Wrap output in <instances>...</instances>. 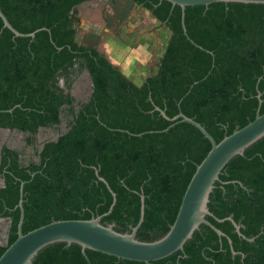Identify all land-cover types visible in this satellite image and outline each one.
<instances>
[{
  "label": "trees",
  "instance_id": "trees-1",
  "mask_svg": "<svg viewBox=\"0 0 264 264\" xmlns=\"http://www.w3.org/2000/svg\"><path fill=\"white\" fill-rule=\"evenodd\" d=\"M88 1L0 0L15 30L37 31L33 38L14 37L0 19V128L28 133L26 144L35 146L39 128L58 124L60 113L72 117L66 133L36 149L38 163L18 162L17 152L2 149L0 216L10 220V230L0 256L17 238L22 183L25 234L54 220H88L106 213L112 196L95 171L116 195L101 224L130 233L143 195L144 218L136 238H162L211 145L187 123L164 132L171 122L155 108L169 118L182 113L194 119L216 142L255 118L258 93L259 113H264V4L186 7L185 35L179 6L127 0L170 32L156 73L136 85L96 48L76 42L74 10ZM75 65L86 69L93 83L89 102L77 113L72 97L59 86L63 79L69 89ZM208 209L213 217L206 220L225 237L202 224L183 251L147 264H264V136L226 164ZM229 216L242 237L230 221H216ZM32 264L146 263L54 243L39 251Z\"/></svg>",
  "mask_w": 264,
  "mask_h": 264
},
{
  "label": "water",
  "instance_id": "water-1",
  "mask_svg": "<svg viewBox=\"0 0 264 264\" xmlns=\"http://www.w3.org/2000/svg\"><path fill=\"white\" fill-rule=\"evenodd\" d=\"M172 6H179L181 10V26L186 35L184 26V16L186 7L204 6L207 7L214 3H243V4H264V0H165ZM0 19L3 28L8 29L14 37L33 38L35 32L21 34L15 30L8 22L7 18L0 8ZM162 25V24H160ZM86 73V72H85ZM88 73H86L87 75ZM91 86L93 84L91 82ZM258 106L255 118L240 129H235L230 135L224 136L219 142L205 130V128L194 119L178 113L172 118L166 116L165 111L155 108L160 115L171 124L163 130L167 131L178 123H187L195 127L209 141L211 147L204 159L196 166V169L190 178V181L182 196L180 206L174 222L168 232L160 239L153 242H144L136 238V232L143 222L144 218V196H140V212L137 224L131 228L130 233H119L113 229V225L101 224V219L109 215L115 205L116 195L109 187L104 178L95 174L112 196V202L106 213L91 217L88 220H54L22 234L23 224V183L19 189V200L17 208L20 211L17 224V238L0 256V264H32V260L48 245L54 243L77 244L81 247L82 253L85 250L102 253L115 257L120 260H128L142 263H150L162 260L177 251H183L184 244L193 233L199 229V226L205 224L209 226L219 237H225V234L215 228L206 217H213L208 209L209 196L214 189V184L219 180V175L226 164L235 156L243 155L244 151L253 143L264 136V113L260 114L261 99L257 94ZM12 110H8L11 112ZM44 128H39L43 131ZM64 129L63 132H66ZM0 132L4 134L17 133L21 136H27L28 133L16 129H3ZM137 136H140L138 134ZM58 135L50 141H57ZM42 148V146L40 147ZM3 183V181H1ZM230 221L238 236H241L240 226L236 224L232 217L216 219L217 222ZM250 241L252 239H249ZM232 255L237 253L233 251L231 240L228 239ZM6 246V245H5Z\"/></svg>",
  "mask_w": 264,
  "mask_h": 264
},
{
  "label": "rangeland",
  "instance_id": "rangeland-1",
  "mask_svg": "<svg viewBox=\"0 0 264 264\" xmlns=\"http://www.w3.org/2000/svg\"><path fill=\"white\" fill-rule=\"evenodd\" d=\"M74 13L78 21L75 36L78 44L96 48L136 85L156 73L170 32L147 10L127 0H92L77 6ZM82 81L75 83L74 91L86 88ZM27 136L0 132V141L10 148L24 149L31 156L32 147L25 141ZM55 136L52 130H43L38 132L36 140L42 143ZM7 223L6 218H0L3 241Z\"/></svg>",
  "mask_w": 264,
  "mask_h": 264
},
{
  "label": "flooded vegetation",
  "instance_id": "flooded-vegetation-1",
  "mask_svg": "<svg viewBox=\"0 0 264 264\" xmlns=\"http://www.w3.org/2000/svg\"><path fill=\"white\" fill-rule=\"evenodd\" d=\"M85 72L88 73V74L86 75ZM69 77H70L69 78L70 87H69L68 90L64 87L63 79L59 80V86L61 88H64V91H63L64 93H69V95L72 97V99H73L72 107H73L75 113H77L80 110L81 106H83L84 104L88 103L89 100H90V97H91V95L93 93V87L91 86L92 80H91V77L89 75V72L86 69L79 70L77 65H75L74 70H73V72L71 74H69ZM147 77H149V76H147ZM77 81H79V83L81 81L83 83H85L84 86H86V88L82 89V91H74V86H75V83ZM71 119H72V117L70 115H65L63 113H60L59 114V123L54 125L53 127L44 128V130H52L56 135L59 136L61 133H66L68 131L69 122L71 121ZM3 129H7V128H3ZM64 129H67V131L63 132ZM12 130H14V129H12ZM38 132H39V129H38ZM38 132H37V134H38ZM37 134H36V136H37ZM36 136H35V140H36ZM47 141H49V140H45L44 142L39 143L36 140V145L35 146L34 145L33 146L30 145L32 147L31 156H27L24 149L10 148L8 146V144L2 143L0 141V165H1V158H2V149L4 147L9 148V149H11V150H13V151L18 153V162L27 163L28 161H25V159H26V160H33L36 163H38L39 162V158L37 156L36 149L41 151L42 148H40V147L41 146L43 147V144L45 142H47ZM34 158H36L37 160L34 159ZM1 181H3V183ZM4 187H5V179L3 178L2 174L0 173V189H3ZM0 218H6V217H1L0 216ZM6 219H7L8 223L5 226L6 230H5V233H4V241L0 240V246H5L7 244V240H8V234H9V230H10V220L8 218H6Z\"/></svg>",
  "mask_w": 264,
  "mask_h": 264
}]
</instances>
